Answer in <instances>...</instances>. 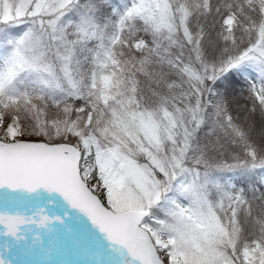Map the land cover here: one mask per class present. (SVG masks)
I'll return each instance as SVG.
<instances>
[{
  "label": "snow or ice",
  "instance_id": "snow-or-ice-1",
  "mask_svg": "<svg viewBox=\"0 0 264 264\" xmlns=\"http://www.w3.org/2000/svg\"><path fill=\"white\" fill-rule=\"evenodd\" d=\"M0 264H264V0H0Z\"/></svg>",
  "mask_w": 264,
  "mask_h": 264
}]
</instances>
